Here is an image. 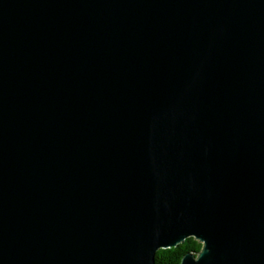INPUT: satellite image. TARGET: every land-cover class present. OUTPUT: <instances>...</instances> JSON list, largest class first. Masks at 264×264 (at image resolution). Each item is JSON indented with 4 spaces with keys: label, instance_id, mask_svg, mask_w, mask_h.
Segmentation results:
<instances>
[{
    "label": "water",
    "instance_id": "1",
    "mask_svg": "<svg viewBox=\"0 0 264 264\" xmlns=\"http://www.w3.org/2000/svg\"><path fill=\"white\" fill-rule=\"evenodd\" d=\"M264 264V0H0V264Z\"/></svg>",
    "mask_w": 264,
    "mask_h": 264
},
{
    "label": "trees",
    "instance_id": "2",
    "mask_svg": "<svg viewBox=\"0 0 264 264\" xmlns=\"http://www.w3.org/2000/svg\"><path fill=\"white\" fill-rule=\"evenodd\" d=\"M201 248L202 243L191 236L177 246L159 249L156 254V261L160 264H179L186 252H198Z\"/></svg>",
    "mask_w": 264,
    "mask_h": 264
}]
</instances>
